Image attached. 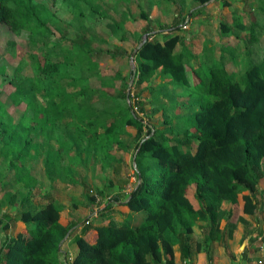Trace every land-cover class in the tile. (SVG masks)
Here are the masks:
<instances>
[{
  "label": "trees",
  "instance_id": "obj_1",
  "mask_svg": "<svg viewBox=\"0 0 264 264\" xmlns=\"http://www.w3.org/2000/svg\"><path fill=\"white\" fill-rule=\"evenodd\" d=\"M192 1L204 7L215 0ZM91 10L110 19L102 4ZM53 16L57 18L36 0H0V26L16 35L27 31L36 44L47 48L45 59L39 58L41 51L33 55V78L24 79L18 69L7 84L13 106L23 109L19 120L0 103V160L7 163L9 174L15 172L20 187L6 198L7 204L0 203V214L8 202H19L21 189L27 191L19 202L18 219L26 228L3 241L0 264H62L65 240L78 226L62 220L63 208L55 199L38 208L32 205L30 174H19L27 162L41 160L50 168L59 166L64 156L85 163L84 155L102 154L109 167L112 152L132 145L135 187L125 203L114 196L95 225L82 227L75 238L78 253L70 264H179L176 247L182 263L195 264L194 255L203 252L211 262L214 244L228 248L242 215L254 216L259 209V183L264 179V47L257 25L250 28V41L244 42L240 34L248 27L241 19L236 18L233 27L221 23V34L240 40L247 58L254 52L261 56L259 61L249 58L244 72L239 52L230 47L222 46L216 54L205 40L203 61L195 41L182 38L178 26L161 40L145 32L147 42L131 50L136 56L133 86L138 88L137 105H132L133 91L125 79L116 96L105 90L113 86L110 80L101 89L91 87L93 78L104 79L91 41H71L69 47L54 42L56 33L64 39L68 35L61 21L50 27ZM141 18L149 16L142 11ZM109 22L123 43L134 38L125 20ZM51 44L61 53L50 49ZM250 44H255L254 51ZM229 65L236 71L230 72ZM146 99L155 103L153 114H163L164 130L139 116H149ZM174 119L183 126H172ZM119 203L131 213L144 214L141 223L113 222L110 210ZM199 221L204 235L194 243ZM16 223L10 219L4 228Z\"/></svg>",
  "mask_w": 264,
  "mask_h": 264
},
{
  "label": "rangeland",
  "instance_id": "obj_2",
  "mask_svg": "<svg viewBox=\"0 0 264 264\" xmlns=\"http://www.w3.org/2000/svg\"><path fill=\"white\" fill-rule=\"evenodd\" d=\"M36 2L43 4L49 12L56 15L57 18L50 17V27H54L58 21H61L66 27L68 35L66 39L56 33L52 37L54 42L60 41L62 46L69 47L71 41L81 44L86 39L91 41L92 48L96 51L94 60L100 64V72L104 77V79L93 78L90 80L91 87L101 89L103 88L102 83L110 80L113 86L105 87V90L110 95L116 96L122 83L130 82L133 91L132 105H137L138 100L135 94L138 93V88L133 86L134 75L132 73L136 69V56L132 60L131 50H134L139 44L141 46V42L145 39V32H148L150 36L157 35V40H161L162 34L170 32V29L178 26L182 29L180 31L182 38L195 41L196 50L202 56L203 61L206 60V53L203 52L205 43H207L205 40L208 41V48H213L216 54L220 53L222 46L230 47L239 52L243 72L248 66L249 58L259 61L261 56L254 52L251 57L247 58L246 49L241 45L240 40L233 36L221 34V23L233 27L235 19H241L248 27L247 31L240 34L244 42L250 41V28L256 24L257 33L262 34L261 46L264 47V0H215L204 7H200L192 0H36ZM101 4L102 10L110 19L117 22L125 20L126 29L135 33L137 37L125 43L116 38L108 27L110 19L100 18L91 10V7ZM142 11L148 14V20L141 18ZM82 13L85 16L82 17ZM79 24H83L85 27H80ZM99 35L101 37H98ZM101 38L103 41H100ZM115 45L123 46L122 48L126 52L119 53L113 49ZM249 46L253 51L256 48L255 44ZM46 49V47L36 44L27 31L16 35L9 31L6 26H0V73L5 71L4 75L0 74V103L9 110L16 120L22 116L23 109L17 110L13 106L9 99L7 84L15 76L18 69L22 70L20 75L24 79L33 78L35 76V70L32 66L35 61L33 55L42 52L39 58L45 59ZM50 49H56L57 53H61L60 48H55L54 44H51ZM228 70L235 72L236 68L229 65ZM124 79L125 81H122ZM146 95L151 96L152 94L147 92ZM143 105L149 116L144 113H140L139 116L144 118L146 122L149 121L164 130L163 114L152 113L155 103L146 99ZM175 114L176 112L172 113V115ZM29 115L31 116L32 113ZM181 125L183 126V123L180 120L174 119L172 126L179 127ZM130 131L132 132V130ZM133 133L135 134V132ZM63 135L66 138L64 133ZM78 140L80 141V139ZM123 142L127 141L123 140ZM58 145L55 142L56 148ZM193 149L196 150V145H193ZM135 153L134 145L123 151L112 152L113 159L109 167H105L102 154L96 157L91 154L89 156L84 155L85 163L79 158L69 159L64 156V161L59 166L55 165L50 168L45 167L41 160L29 161L19 174H30V182L34 186L31 199L34 207H41L48 200L55 199L63 208L62 220L78 225L75 230L81 232L80 228L89 226L86 225L88 220H91L90 226L96 224L95 219H93L94 213L102 211L111 198L120 196L122 202H126L137 183ZM62 155H64L63 152ZM6 166L7 163L1 159L0 203L5 202L9 195L18 193L20 188L19 184L15 183L18 178L15 172L12 171L9 174V169ZM21 190L20 200L27 194V191ZM92 198H95V201ZM19 202L16 204L8 202V205L4 206V208L8 207L3 219L4 224L10 219L18 223L21 214ZM125 208L126 205L122 203L113 206L110 210L113 213L112 221L116 224L131 222L139 225L138 222L142 221L145 215L138 214L127 218L125 214L128 210ZM1 216L2 214H0V220H2ZM108 224L109 222H106L104 225L107 226ZM203 227L197 229L202 230ZM200 232V236L203 237V231ZM197 240L198 237L195 236L193 238L194 243ZM214 247L215 253L223 252L224 246L222 244L216 243Z\"/></svg>",
  "mask_w": 264,
  "mask_h": 264
},
{
  "label": "crops",
  "instance_id": "obj_3",
  "mask_svg": "<svg viewBox=\"0 0 264 264\" xmlns=\"http://www.w3.org/2000/svg\"><path fill=\"white\" fill-rule=\"evenodd\" d=\"M132 35H135L134 38H136L135 33H132ZM115 46L121 48L123 47L118 45ZM259 188H260V194L258 195V201H259L258 212L254 216L242 215V218L235 230L233 239L229 240L228 242V248L223 247L222 250L223 252L220 251L218 253H215V249H214V252L211 255V259H212L211 262L208 260L207 253L203 252V253L195 254L193 258V263L195 264H260V261L264 262V253L261 252L262 242L259 241L260 237H264V179L260 181ZM6 208L3 209V214L1 216L2 220L4 219V215L6 214L5 213ZM228 208L229 205L224 206V209H228ZM125 209L128 210V212L125 214V217L127 218L130 216L138 215L131 213L128 207H126ZM9 222L10 220H8V222L5 224L0 225L1 243H3V241H5L7 237L10 236L14 237L18 232H23V230L26 228L25 225L18 222L15 225L10 224L11 226L10 229L6 230L4 226L7 225ZM138 223L140 224L141 220ZM133 225L137 226L135 224ZM203 226H204L203 222L200 221L197 222L195 227V234H194L195 236L200 237L201 235L200 231H203V229L198 230L197 228H202ZM76 228L72 230V232L70 233V237L68 236L65 240L63 246V252L60 255V260L62 264H70L78 253V246L75 243V238L78 235H80L81 232L75 230ZM81 230L82 228H80V231ZM176 252H177L176 253L177 262L179 264H185L182 263L179 247H176Z\"/></svg>",
  "mask_w": 264,
  "mask_h": 264
},
{
  "label": "built area",
  "instance_id": "obj_4",
  "mask_svg": "<svg viewBox=\"0 0 264 264\" xmlns=\"http://www.w3.org/2000/svg\"><path fill=\"white\" fill-rule=\"evenodd\" d=\"M100 212H101V211H96V212L94 213V215H93V219H95V220L99 219L100 214H101ZM86 225H91V220H88V221L86 222ZM259 241L262 242L261 252L264 253V237H260V238H259ZM71 260H72V259H71ZM263 263H264L263 261H260V264H263Z\"/></svg>",
  "mask_w": 264,
  "mask_h": 264
},
{
  "label": "water",
  "instance_id": "obj_5",
  "mask_svg": "<svg viewBox=\"0 0 264 264\" xmlns=\"http://www.w3.org/2000/svg\"><path fill=\"white\" fill-rule=\"evenodd\" d=\"M147 40H148V36L146 35V36H145V39H144V41H143V44L146 43ZM143 44H142V45H143ZM142 45H141V46H142ZM134 56H135V54L132 56V60L134 59ZM1 246H2V243L0 242V249H1Z\"/></svg>",
  "mask_w": 264,
  "mask_h": 264
}]
</instances>
